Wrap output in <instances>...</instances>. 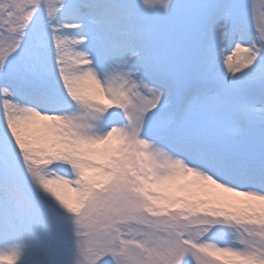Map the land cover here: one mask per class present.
Returning <instances> with one entry per match:
<instances>
[{"label": "snow or ice", "instance_id": "6c2138e0", "mask_svg": "<svg viewBox=\"0 0 264 264\" xmlns=\"http://www.w3.org/2000/svg\"><path fill=\"white\" fill-rule=\"evenodd\" d=\"M0 264H264V0H0Z\"/></svg>", "mask_w": 264, "mask_h": 264}]
</instances>
